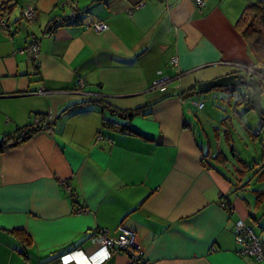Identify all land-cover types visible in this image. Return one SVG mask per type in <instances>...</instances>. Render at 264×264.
Returning <instances> with one entry per match:
<instances>
[{
  "label": "crops",
  "instance_id": "obj_1",
  "mask_svg": "<svg viewBox=\"0 0 264 264\" xmlns=\"http://www.w3.org/2000/svg\"><path fill=\"white\" fill-rule=\"evenodd\" d=\"M196 1L0 0L13 27L0 29V139L51 118L49 130L0 153V264H130L93 243L120 226L135 232L147 264H264L236 254L234 230L241 221L264 242V127L255 134L261 121L240 101L247 89L218 91L231 95L232 113L214 90H196L244 66L262 73L264 94V66L238 25L264 0ZM33 39L39 55L28 61ZM162 77L171 81L153 88Z\"/></svg>",
  "mask_w": 264,
  "mask_h": 264
},
{
  "label": "built area",
  "instance_id": "obj_2",
  "mask_svg": "<svg viewBox=\"0 0 264 264\" xmlns=\"http://www.w3.org/2000/svg\"><path fill=\"white\" fill-rule=\"evenodd\" d=\"M196 4L201 7L203 6V2L200 0L196 1ZM34 10L29 8L22 11V17L28 22L31 23L34 18ZM77 17L76 14H71L68 18L75 19ZM90 29L96 32H103L107 30V26L105 24H93L89 26ZM0 29L3 32L9 33L10 36L13 33V27L8 25L3 19H0ZM27 60L28 61H36L39 55V45L35 39H33L25 49ZM170 66L172 68L177 67V60L173 58L170 62ZM240 70H243L247 73V75L251 76L255 74L259 77L256 71L251 68H247L244 66L239 67ZM171 79L167 77L159 78L155 81L153 88H163L168 85ZM79 85L83 87V83L79 82ZM242 99L247 102L250 100V97L247 94H244ZM198 108H202V104L198 105ZM51 118L50 115L46 116H36L34 117L32 125L34 126H46L50 125ZM64 189L67 195L71 198L72 202L76 201V196L73 193L71 187L67 184L64 185ZM225 207V205H223ZM75 214H83L85 213L84 208H77L74 211ZM235 242L238 246V250L236 254L241 257H248L256 260L259 263H264V242H261L257 236L254 234L252 228L246 226L243 222L239 221L235 224ZM136 234L135 232L128 230L122 226L117 229V234L115 238H110L108 235V231L102 230L97 233V235L93 238V243L102 246L105 249H114L116 251L124 253L128 259L130 264H147L145 260L144 253L141 250L140 246L135 241ZM80 252V251H79ZM76 252H74L75 254ZM78 253V252H77ZM81 253V252H80Z\"/></svg>",
  "mask_w": 264,
  "mask_h": 264
},
{
  "label": "trees",
  "instance_id": "obj_3",
  "mask_svg": "<svg viewBox=\"0 0 264 264\" xmlns=\"http://www.w3.org/2000/svg\"><path fill=\"white\" fill-rule=\"evenodd\" d=\"M66 19L67 20L65 22L73 20L68 17ZM65 22L64 20L58 19L54 23V26L55 27L63 26ZM238 25L241 29V33L244 39L249 44V47L251 49V52L253 53L256 63L258 65L264 66V2H257L255 4H250L246 6L238 21ZM256 72L259 75L262 74L260 71H256ZM246 94L250 97V94L248 92ZM243 95L244 94L241 95L240 101L246 103L247 106L251 107L250 100L245 102L242 99ZM107 109L109 108L107 107ZM112 112L115 113L114 110ZM133 115L134 114L132 113L118 114V116L121 117L124 116L130 117ZM103 126L105 128H113L115 126V123L110 121H105L103 122ZM263 127H264V122L261 121L259 127L254 131L255 134H258L263 129ZM49 129H50V125L34 126L32 124L25 128L19 129L17 131L18 135H16L15 137L9 138L5 136L4 138L0 139V153H4L5 151L11 149L13 147V144L19 145L23 142L30 140L35 134L41 131H47ZM13 234L16 235L17 238H19L21 244L23 245V248H27L31 245L29 238L26 235H24L22 232L14 231Z\"/></svg>",
  "mask_w": 264,
  "mask_h": 264
},
{
  "label": "water",
  "instance_id": "obj_4",
  "mask_svg": "<svg viewBox=\"0 0 264 264\" xmlns=\"http://www.w3.org/2000/svg\"><path fill=\"white\" fill-rule=\"evenodd\" d=\"M50 29L51 28H48V32ZM261 78L262 77L255 74L249 76L244 71L243 73L226 75L209 82L198 84L196 90L201 94L219 88L247 89L250 94L252 110L255 112L258 119L264 122V108L261 104ZM111 114L113 115V113ZM117 117L122 118L121 116ZM15 145L16 144H13V146Z\"/></svg>",
  "mask_w": 264,
  "mask_h": 264
},
{
  "label": "rangeland",
  "instance_id": "obj_5",
  "mask_svg": "<svg viewBox=\"0 0 264 264\" xmlns=\"http://www.w3.org/2000/svg\"><path fill=\"white\" fill-rule=\"evenodd\" d=\"M222 90H224V89H222V88L215 89L212 93H209V94H213V96H215V94H218L216 101L219 102L218 104H221L223 111L231 112V113H232L233 104H230V102H229V100H230V101L232 100V99L230 98L231 95H226V93H223V92H222V93H223V94H222V93L218 92V91H222ZM200 95H201V94H200ZM235 97H236V96H235ZM202 98H203V97H202ZM202 101H204V100H202ZM220 101H221V102H220ZM263 101H264V94H262V96H261V103H262V106H263ZM263 108H264V107H263ZM237 124H238V121H237L236 118H235V131H236V128H237ZM240 128L243 129L241 126H240ZM255 129H257V128H255ZM243 132L246 134L245 131H243ZM246 135H247V134H246ZM235 136H236V137H239V141H240V137L242 138V141H240V142H236V140H235V146L238 147V148H240V149H242L243 154H244V157L247 158V157H246V153L248 154L249 151L252 150V147H250L249 150H248V149H247V150L244 149V148H246L244 145H245V144H249L248 141H247L248 137L245 138L244 135H242L240 131H238V132L235 134ZM248 136H249V135H248ZM256 138H258V137H256ZM251 141H252V140H251ZM240 145H242V146H240ZM242 147H243V148H242ZM257 147L260 148V145H257Z\"/></svg>",
  "mask_w": 264,
  "mask_h": 264
},
{
  "label": "clouds",
  "instance_id": "obj_6",
  "mask_svg": "<svg viewBox=\"0 0 264 264\" xmlns=\"http://www.w3.org/2000/svg\"><path fill=\"white\" fill-rule=\"evenodd\" d=\"M73 255H74V253H71V254H69L68 256H69L70 258H72V257H73Z\"/></svg>",
  "mask_w": 264,
  "mask_h": 264
}]
</instances>
